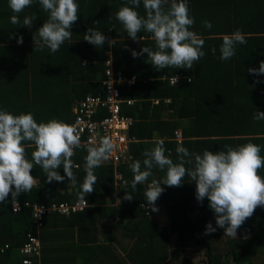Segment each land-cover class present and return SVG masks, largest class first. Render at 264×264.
I'll return each mask as SVG.
<instances>
[{"label": "trees", "instance_id": "obj_1", "mask_svg": "<svg viewBox=\"0 0 264 264\" xmlns=\"http://www.w3.org/2000/svg\"><path fill=\"white\" fill-rule=\"evenodd\" d=\"M76 2L79 18L70 29L71 40H66L52 54L47 47L33 51V33L48 18L38 0H33L19 14L12 12L8 0H0V48L8 49L0 54V110L31 113L38 123L57 119L70 125L79 98L87 93L104 94L100 78L104 77V61L111 57L114 75L121 71L122 75L139 79L130 88L119 86L122 98L134 100L130 105L122 103L121 112L133 118L128 135L135 140L129 143L128 160L117 165L103 162L94 170L95 190L86 196L87 205L82 211L45 215L38 230L42 242L38 263L79 264L81 260V264H104L110 260L112 251L107 240L116 238L119 230L121 239H131L127 255L137 264H198L188 257L179 263L170 259L168 250L188 241L205 246L206 260L202 264H264V208H256L237 230L236 238L226 239L223 253L214 243L219 236L215 232L204 234L208 222L214 227L215 216L207 198L203 203L196 200L195 182L186 176L180 187L162 185L164 191L156 201L158 211L152 212L140 205L146 203L144 191L148 183L161 180L165 172L153 168L148 181L137 185L134 191L130 168V164L139 160L143 169V153L160 140L164 141L165 155L174 163L179 162L178 146L189 153L202 154L205 150L226 152V146L236 148L253 143L261 146L260 154L264 156V120L253 118L258 111L264 112V74L256 76L248 72L264 61V0H186L189 15L195 20L191 30L204 40L202 50L206 54L192 69L168 67L160 71L146 62V53L135 58L131 54V50L140 51L142 46L155 50L151 34L141 31L138 36L142 40L135 42L115 20L114 14L121 6L134 7L128 0ZM135 10L141 16L146 15L143 0ZM6 15H18L21 24H11L4 18ZM25 16L35 17L31 29L22 25ZM205 20L211 22L210 29L203 26ZM93 21L98 23L93 25ZM89 26L115 38L117 45L109 47L105 42L97 49L84 41ZM237 29L245 35L247 43L238 44L232 58L221 60L222 37ZM10 34L22 35L23 43L18 44ZM213 47L215 54L211 51ZM17 53L21 57L18 61ZM179 72L184 77L177 84L170 85L162 78ZM24 146L26 158L31 160L34 148L30 142H24ZM86 155L81 148L72 157L75 185L67 177L64 182L48 183L43 170L34 166L31 174L36 186L29 193H21L17 200L46 205L80 200L77 193L86 175ZM58 171L64 175L62 167ZM116 173L121 177L115 178ZM258 174L264 178V168ZM125 192L134 195L131 202L123 199ZM11 202L9 196L8 201L0 204V248L8 244V248L0 251V264H23L18 247L26 233H35L36 228L31 208L23 207L13 213ZM160 213L165 214L166 223L154 218ZM107 217L119 218L118 227L108 230L99 241L94 230ZM246 232L250 235L244 236ZM62 239L68 242L64 243L68 244L66 247L59 243ZM59 246H63L60 254ZM69 251L71 254L66 256L64 253ZM259 259L261 263H257Z\"/></svg>", "mask_w": 264, "mask_h": 264}, {"label": "clouds", "instance_id": "obj_2", "mask_svg": "<svg viewBox=\"0 0 264 264\" xmlns=\"http://www.w3.org/2000/svg\"><path fill=\"white\" fill-rule=\"evenodd\" d=\"M128 2L134 7L121 6L114 14L115 20L133 41H141L142 37L138 34L143 31L151 34L156 45L155 50L146 46H142L140 51L131 50L134 58L146 53V62L160 71L168 67L192 69L205 56L206 53L202 50L204 40L191 30L195 20L189 15L186 0H143L145 16L135 10L140 6L141 0ZM32 3L33 0H8L9 7L15 14L23 12ZM38 3L48 13V18L33 33V51H43L47 47L54 54L66 40H71L70 29L79 18V4L76 0H38ZM34 19L35 17L25 16L22 25L31 29ZM10 23L20 25L19 16L12 15ZM96 23L98 21H93V25ZM203 26L210 29L212 24L205 20ZM10 38H16L18 44L23 43L22 35L15 37L10 34ZM83 40L97 49L104 46L105 42L109 47L117 45L115 38H108L93 26H89L84 32ZM246 43L245 35L239 29L224 35L219 58H232L236 46ZM211 51L215 54L216 49L213 47ZM248 72L256 76L264 74V61H260L258 68H249ZM188 80L191 82V77ZM177 82L178 77L173 83ZM253 118L264 120V112L258 111ZM24 142H30L34 148L31 160L26 158ZM113 147L109 137L101 138L98 144H82L77 129L57 119L38 123L31 113L13 114L0 110V204H4L11 196L14 207L21 193L32 191L37 183L31 174L34 166L43 170L48 183L64 182L67 177L75 185L72 157L81 148L87 152L84 164L86 175L77 195L81 201L86 200V196L95 190L97 177L94 170L109 159ZM226 147V152L205 150L198 154L189 153L188 149L178 146L176 151L179 162L174 163L165 155L164 141L160 140L151 150L143 153V169L139 160L130 164L133 173L131 187L135 191L137 185L145 184L152 175L153 168L164 171L165 176L161 180H152L144 191L148 209L157 212L156 201L164 191L162 185L180 187L187 176L190 182H195L196 200L203 203L207 198L208 207L215 216L216 227L208 222L204 234L209 235L217 228H222L223 236L236 238L237 230L253 216L256 208H264V178L258 174L264 168V156L260 154L261 146L253 143L236 148ZM61 167L64 175L58 171ZM133 198L134 195L124 193V200L131 202ZM38 230L36 228L33 234L38 233ZM38 262L39 259L36 264Z\"/></svg>", "mask_w": 264, "mask_h": 264}, {"label": "built area", "instance_id": "obj_3", "mask_svg": "<svg viewBox=\"0 0 264 264\" xmlns=\"http://www.w3.org/2000/svg\"><path fill=\"white\" fill-rule=\"evenodd\" d=\"M106 69L104 71L105 78L101 80L104 87V94L87 93L85 96L79 98L73 107V118L71 126H74L79 132L82 144H98L101 138L109 137L113 142V151L107 161L117 165L130 158L129 143L134 141V137L128 135V129L133 123L131 116L125 115L121 112V104H132L133 99H124L121 97L120 89L116 82H124L128 88L135 84L137 77H116L113 73L111 59L105 61ZM183 78V73H176L171 76H163L167 79L170 85L173 81ZM177 137L180 138L179 132H176ZM76 152V151H75ZM76 166V165H75ZM119 173L115 174V178H120ZM11 203L12 212H19L23 207H31L33 222L37 230L43 225L44 216L50 212H57L63 215H69L76 211H81L87 205V202L77 200L74 203L59 202L39 204L37 202L31 203L29 201H16L13 207ZM142 208L148 209L146 203L140 204ZM8 244H4L0 251L6 249ZM19 252L22 256L23 264H36L37 259L41 255V241L38 233H27L24 241L19 246Z\"/></svg>", "mask_w": 264, "mask_h": 264}, {"label": "rangeland", "instance_id": "obj_4", "mask_svg": "<svg viewBox=\"0 0 264 264\" xmlns=\"http://www.w3.org/2000/svg\"><path fill=\"white\" fill-rule=\"evenodd\" d=\"M154 218L157 219V221H159L160 223H166V216L164 213H160V214H157L154 216ZM116 220H107L106 222H101L99 224V227H98V230L97 232H105L106 230L109 229V227L114 224ZM214 227H216V224H214ZM215 234L219 236V238L214 242V243H217L218 244V249L221 251V252H225L226 250V239L229 238L228 236H223L224 234V230L222 228H217V230L215 231ZM118 237H120L119 233H117ZM249 232H246L244 234V236H249ZM171 240L174 242L175 239L174 237H170ZM70 239V238H69ZM63 241H66V240H60L59 243L61 242L62 245L64 247H66L67 245H65L63 243ZM127 242V239H124L123 242ZM129 243H130V240H129ZM63 246H59L58 248V254H60V250ZM173 248V249H172ZM176 249V251H175ZM71 251L69 252H66L64 254H66V256H69L71 253ZM56 255H57V252H55ZM168 253H169V256H170V259L172 258L175 259V263H179L181 260H183L184 258H191L193 261L197 262L198 264H202V262H204L206 260V255H205V246H198L196 244H194L192 241H188L186 242L183 246H173L171 247L169 250H168ZM58 257V255H57ZM59 258V257H58ZM261 260L259 259V261L257 263H261L260 262Z\"/></svg>", "mask_w": 264, "mask_h": 264}, {"label": "crops", "instance_id": "obj_5", "mask_svg": "<svg viewBox=\"0 0 264 264\" xmlns=\"http://www.w3.org/2000/svg\"><path fill=\"white\" fill-rule=\"evenodd\" d=\"M11 16V15H10ZM10 16H5L4 18L6 19V21H10V19H9V17ZM8 51V49L7 50H3L2 48H0V54L1 53H6ZM108 53H110V51H108ZM17 61L21 58L20 57V55L17 53ZM108 59H111V57H109ZM59 67H60V64H59ZM112 67V69H113V65L111 66ZM106 69V68H105ZM118 72V74L117 75H115L116 77H118V76H121V77H127V76H125V75H122L121 74V71H117ZM113 73H114V71H113ZM130 77H134V76H130ZM129 77V78H130ZM105 78V73H104V77H101L100 78V81L102 80V79H104ZM128 78V77H127ZM116 84L118 85V87L122 84V85H125L126 87H127V85L124 83V82H116ZM120 88V87H119ZM107 220H110V221H112V220H116L115 222H114V224H112L110 227H109V229L108 230H110V229H112V230H115V229H117V227H118V225H117V222H118V220H119V218H112V217H107V218H105V219H102V220H100V222H99V224L101 223V222H106ZM99 224L96 226V228H97V230H98V227H99ZM97 230H94L95 232H96V234L98 235V238H99V241H101L102 239H103V236L106 234V232L108 231V230H106L105 232H103L102 233V231L99 233V232H97ZM117 233H119V230H117L116 231V238L114 237L113 238V240L111 239H108L107 241H108V243L110 244V246L112 247L111 249H112V251H111V255H110V260L109 261H107L106 260V263L104 262V264H137V263H135L134 261H132V259L131 258H129L128 257V255H127V253L129 252V248H130V245L132 244V241H131V239L130 238H124V239H127V242H123V240L124 239H121V237H118V235H117ZM90 235H92V234H90ZM120 235V234H119ZM117 240V242H116V240ZM129 240H130V243H129ZM63 243H68L67 241H63ZM135 261L137 260V259H134ZM79 264H81V260L79 261Z\"/></svg>", "mask_w": 264, "mask_h": 264}]
</instances>
